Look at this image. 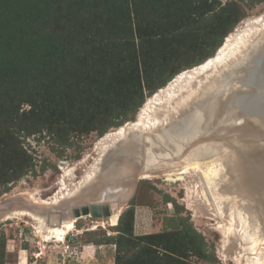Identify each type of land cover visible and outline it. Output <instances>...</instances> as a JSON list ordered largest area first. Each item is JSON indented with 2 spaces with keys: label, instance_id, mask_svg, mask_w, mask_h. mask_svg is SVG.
<instances>
[{
  "label": "rangeland",
  "instance_id": "rangeland-1",
  "mask_svg": "<svg viewBox=\"0 0 264 264\" xmlns=\"http://www.w3.org/2000/svg\"><path fill=\"white\" fill-rule=\"evenodd\" d=\"M184 2L176 11H167L168 14L165 15L169 17L168 20L160 18L159 12H150L148 14L150 27L147 26V31L158 27V30L153 33L154 40L162 41L164 49L170 48L175 54L179 53L178 59L172 62L171 68V71L183 68L178 71L179 74L185 71V67L188 68L201 57L212 53L218 42L222 40L223 44L227 36L236 30L239 33L243 32L249 22L264 16V0H243L241 4L232 0L231 4L235 2L238 6L235 8L236 16L240 14L243 16L237 23L230 15L231 10L220 14L219 8L229 3L225 0H185ZM190 69L192 68H188ZM171 71H167L164 77ZM228 72L229 68L223 75L226 76ZM172 81L173 79L160 89L169 87ZM237 82L234 81L233 84ZM212 94L209 98L215 93ZM149 98L151 96L145 98L136 111L134 119L122 125V127L127 126L124 138L110 142L103 151L101 146L104 136L116 132L120 127L110 125L102 137L90 133L69 139L73 143L72 147L66 145L68 142L65 144L62 141L59 142V139L44 130L40 134L31 133L33 130L29 134L25 132L19 134L15 154L5 157L8 163L0 168V264H18V262L22 264L24 258L29 264H34L33 261L37 264H48V257L51 258L54 255L56 249L53 248L57 241L51 238L46 239L45 235L49 231L44 234L37 233L38 221L34 217L42 218L44 225L50 222L56 223L59 220L69 221L72 207L95 201L101 189L107 184L103 172L97 171L98 161L102 156L103 159L108 153L116 152L119 148L139 150L141 153L131 154L132 159L136 156L134 161L125 160L115 165V168L121 169L122 172L117 177L118 184L111 183L115 187L120 185L123 188L122 201L119 203L113 200L105 201L108 202L106 203L108 207L113 209V213H118L115 224L112 225L110 220L103 223L96 218L84 217L74 223V230L70 231V236L74 237L72 234H75L77 228L80 230L96 228L95 236L85 234V240L112 243L113 241L109 239L116 235L114 227L121 214L130 208L134 210L133 232L135 235L168 234L169 240L175 245L177 240L182 239V235L188 232L187 235L190 237H185L192 242L193 246L196 244L201 246V251L198 253L194 251V248L180 247L176 256L179 264H264L262 220L257 208L249 202L247 192L245 193L242 186H239L238 173L230 174L226 172L227 170H218L217 176L212 178V185H214L212 191H208L205 189L206 182L202 180V174L208 168L203 164L205 162L200 161L199 166L192 168L186 167L183 161L197 146H185L184 142V148L179 153L174 145L160 141L162 132L168 129L176 131L178 126H181V120L187 112H190V106L168 115L166 120L162 117H158V121L155 120L159 112L146 114L140 124L141 128L140 126L132 127L138 120L142 106ZM21 108L29 109L27 105ZM109 119L101 113L96 122L99 123L100 128L104 129L107 127L104 125L105 122L110 124L107 122ZM237 124L238 122L235 123ZM232 127L231 124L226 125L229 133L225 126L223 132H217L214 128L202 132L197 142L198 146L203 144L218 146L217 143L221 144L224 139L229 138L236 142V139L242 136L240 134L242 130L232 129ZM134 128L139 130L135 131ZM53 134L58 133L53 132ZM60 134L59 136L62 137L63 134ZM182 143L183 139L181 145ZM147 156H151L150 161L153 162L144 163L141 157ZM230 156L238 164L233 150ZM29 165L31 167L27 168ZM6 166L19 169L22 174L20 178L8 184H2L6 176ZM184 166L185 172L180 174ZM214 168L217 169L216 167L212 169ZM93 169H95L93 178L82 182L85 174L92 172ZM178 174L180 177L183 176L182 180L179 179ZM143 176L147 177L143 178ZM170 177L172 180L168 179ZM233 184H236L234 188L236 192L232 191V195L222 194V190ZM62 187L64 199L61 198L52 204L51 201L58 196V191ZM242 204L249 205L246 209L252 206L255 216L252 228L247 227L248 219L247 223L242 221L245 220ZM11 213L15 215L7 216ZM54 215L58 217L55 218ZM69 252H73V256L76 255L77 250L70 245ZM69 252L68 255L71 256ZM63 254H65L64 251Z\"/></svg>",
  "mask_w": 264,
  "mask_h": 264
},
{
  "label": "trees",
  "instance_id": "trees-1",
  "mask_svg": "<svg viewBox=\"0 0 264 264\" xmlns=\"http://www.w3.org/2000/svg\"><path fill=\"white\" fill-rule=\"evenodd\" d=\"M184 1L0 0V168L15 154L21 132L44 130L72 147L69 139L102 137L110 125L134 119L145 98L183 69L171 71L179 53L154 40L158 27L147 31L148 14L159 12L168 20L167 11ZM225 1L220 14L231 10L234 22L241 21L235 2ZM221 42L188 68L212 58ZM101 113L110 118L104 129L96 122ZM5 173L2 184L22 175L10 166ZM133 227L134 210L127 208L109 239L114 264H179L180 247L201 251L186 238L188 232L173 245L168 234L137 236Z\"/></svg>",
  "mask_w": 264,
  "mask_h": 264
},
{
  "label": "bare ground",
  "instance_id": "bare-ground-1",
  "mask_svg": "<svg viewBox=\"0 0 264 264\" xmlns=\"http://www.w3.org/2000/svg\"><path fill=\"white\" fill-rule=\"evenodd\" d=\"M263 36L264 16L249 22L247 24V28L243 32L239 33L238 30H236L230 36H227L221 47L216 51L215 55L211 59H209V61L204 62V64L196 66L190 70L182 71L180 74L173 78V81L170 82L169 87L165 86V88H162L154 93V95L151 96V98H149L148 101L142 106L137 117V122L132 125V127L140 126L141 128L142 125L140 124L143 122V116L152 112H159L158 116L155 117V120L158 121V117H162L164 120H166L168 115L177 113L183 108H187L190 106V112H187V114L184 115V118L180 123L181 126H178V129L176 131L168 129L162 132L160 134V141L162 143L166 142L174 145L179 153H181L182 149L184 148V142L185 146H187L189 143H191L192 146H197L194 150H191L188 153L187 157L184 158L183 161L186 167L191 166L192 168L199 166L200 161L205 162L203 164L208 166V168L202 174V180L206 182L207 188L205 189H208V191H212V188L214 186L212 185V178L213 176H217L218 170H227L226 172L230 174L239 173V160L237 154L234 153V151L233 155L237 158L238 164H236V160L230 156L232 145H230L229 139H224V142L221 141V144L217 143L218 146H211V144H203L198 146L197 142L199 141V137L202 132L208 130L210 131L212 128H214L215 130L217 129V132H223L224 126L226 128V125H233L239 121L237 118L239 112L238 103L243 102V96H241L242 94L240 93L243 92V81L246 77V75H244L243 77V73H247V70H244L243 68L249 67L250 64V59L247 58L248 55L246 54L250 50H254L257 47V45L261 42ZM228 68V74H226V76L223 75L225 70H227ZM234 81L238 82L234 85ZM212 93H215L214 96L209 98L213 95ZM193 111L196 114H194ZM126 127L127 126L120 127L116 132L106 134V136H104V138L102 139V151L108 147L107 144H109L110 142L122 140L125 136ZM137 130L139 129H135V131ZM182 139L183 143L181 145ZM140 153L141 152L139 150H126L124 152L121 151L119 153V156L122 155L123 157L126 156L132 158L131 154L139 155ZM135 157L136 156H133V159ZM150 157L151 156L141 158L144 163H149L153 162L150 161L152 160V157ZM186 167L184 166L183 169H181L182 172H180V174H183L185 172L184 168ZM213 167H216L217 169H212ZM236 167L238 168L236 169ZM94 171L95 169H93L92 172H88V174H85L82 182L91 180L94 176ZM260 173L262 174V172ZM178 176L180 177L179 174ZM146 177L147 176H143V178ZM182 177H180L179 179L182 180ZM256 180L257 178L252 179L253 182H257ZM262 183L259 182V187H257L258 190L260 189V187L263 188ZM251 184L249 182H246L245 186L248 188V191H253V186ZM235 187L236 184L229 185L224 190H222V194H231L232 191L234 192ZM63 190L64 189L62 187L58 191V196L54 197L53 201H51L52 204H55L59 199L64 197V194L62 193ZM69 195L67 197H69ZM248 197L250 196L248 195ZM45 204L50 203L45 202ZM248 206L249 205L247 204H242V211L245 216V220L242 221H246L247 223L248 219L249 224L247 223V227L252 228L255 216L251 209L252 206L249 209H246V207ZM254 207L257 208L261 217L260 219L262 220L261 222L263 226L261 234L264 237V200L261 201L260 199L255 198ZM13 213L7 216L12 217L13 215H15ZM117 214L118 213L110 217V223L112 225H114L117 220ZM34 219L38 221V226L36 227L37 233L43 232L44 234V232L46 233L47 231H49V234L47 233L48 235H45L47 240L51 238L56 239V241L59 242L63 240L71 230H73L72 220L63 222L59 226L44 225L45 222L40 217H34ZM262 239L261 241H263Z\"/></svg>",
  "mask_w": 264,
  "mask_h": 264
},
{
  "label": "water",
  "instance_id": "water-1",
  "mask_svg": "<svg viewBox=\"0 0 264 264\" xmlns=\"http://www.w3.org/2000/svg\"><path fill=\"white\" fill-rule=\"evenodd\" d=\"M246 55L250 59V64L249 67L243 68L247 70L246 74L243 73V77L244 75L246 77L243 81V92L240 93L243 96V102L238 103V124H233L232 127V129L238 128L242 130L240 133L242 136L237 138L236 142L230 138L229 141H231L230 145L232 144V150L237 154L239 160V173L237 174L239 185L250 196L248 199L249 202L254 204L255 198L261 201L264 200V36L257 47L247 52ZM228 130L227 132L229 133L230 131ZM188 145L192 146L190 143ZM126 150L129 151L127 148H119L116 152L108 153L105 158L102 159V156L99 159L96 168L99 172H103L106 181L107 179L112 180L116 178L117 170L115 171V165L118 162L125 160L129 162L134 161V159L126 156H119L121 151L124 152ZM253 178H257V182H253ZM169 179L172 180L171 178ZM246 182L252 183L253 191H248V188L245 186ZM259 182H263V188L260 187L258 190ZM102 201L106 200L99 199L90 204L72 207L70 211L73 224L78 219L84 217L96 218L102 220L103 223H107L115 213H113L111 207H108L106 202L103 203ZM54 217L56 218L58 215H54ZM61 224L62 221L59 220L56 223L50 222L48 225L60 226ZM71 237L68 234L64 237V240L70 241L73 239Z\"/></svg>",
  "mask_w": 264,
  "mask_h": 264
},
{
  "label": "crops",
  "instance_id": "crops-1",
  "mask_svg": "<svg viewBox=\"0 0 264 264\" xmlns=\"http://www.w3.org/2000/svg\"><path fill=\"white\" fill-rule=\"evenodd\" d=\"M62 222L66 221L63 220ZM95 233L96 228H92L90 230L75 229V234H72L74 237L72 236L71 238L73 239H71L68 243L72 247L76 248V255L70 256L68 254H63V244H61L62 241H59L54 245L53 249H56L54 250V255L51 258L50 256L48 257V264H114V244L85 240V234L93 237L95 236ZM24 259L25 260L22 264H29L26 261V258ZM33 263L37 264L36 261H33ZM18 264L20 263L18 262Z\"/></svg>",
  "mask_w": 264,
  "mask_h": 264
},
{
  "label": "flooded vegetation",
  "instance_id": "flooded-vegetation-1",
  "mask_svg": "<svg viewBox=\"0 0 264 264\" xmlns=\"http://www.w3.org/2000/svg\"><path fill=\"white\" fill-rule=\"evenodd\" d=\"M117 170V171H116ZM120 172H119V171ZM97 171L99 172V170L97 169ZM115 171L117 172V176L116 178L112 179V180H108L107 179V184L106 186H104L101 191L99 192V197L96 200H113L117 203H119L120 201H122V191L123 188L118 185L117 187H115L111 182H116V184H118V179L117 177H119L121 175V169L119 168H115ZM105 202V201H102ZM108 203V202H106ZM71 212V211H70ZM64 214H66L65 212H63Z\"/></svg>",
  "mask_w": 264,
  "mask_h": 264
},
{
  "label": "built area",
  "instance_id": "built-area-1",
  "mask_svg": "<svg viewBox=\"0 0 264 264\" xmlns=\"http://www.w3.org/2000/svg\"><path fill=\"white\" fill-rule=\"evenodd\" d=\"M62 241V240H61ZM65 241V240H64ZM63 241V242H64ZM62 242V244H63V251H64V253L65 254H68V252L70 251V245H69V241H65L64 243ZM72 253L73 252H69V254H71L72 255Z\"/></svg>",
  "mask_w": 264,
  "mask_h": 264
}]
</instances>
